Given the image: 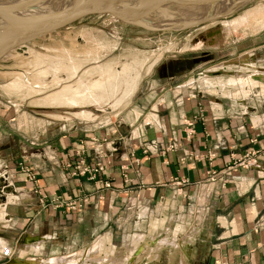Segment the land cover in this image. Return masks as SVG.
<instances>
[{"label": "crops", "instance_id": "obj_1", "mask_svg": "<svg viewBox=\"0 0 264 264\" xmlns=\"http://www.w3.org/2000/svg\"><path fill=\"white\" fill-rule=\"evenodd\" d=\"M166 78L151 77L145 91L143 79H136L128 93L92 90L82 97L74 87L48 97L44 105L0 109V139L6 129L17 132L7 134L17 139L22 153L15 163L32 162L37 169L36 184L28 183L14 172L11 159L0 156V166L9 169L0 183L8 193L3 221L14 244L22 246L13 259L115 264L112 258L121 264L118 256L138 257L167 241L172 244L164 246L167 264L170 257H179L177 264H264V100L257 104L254 95L238 99L181 85L170 89L160 85ZM10 91L7 96L13 98L25 90ZM32 94L24 97L41 96ZM96 151L104 158H97ZM79 152L86 166L108 163L96 181L70 174ZM34 189L49 198L69 201L86 195L88 200L79 213L42 209ZM127 208L133 210L135 245L117 252L109 244L114 225L123 231L124 249L132 240L121 220ZM101 232L103 253L100 244L74 248L80 236L87 245ZM149 251L138 264H156L158 250Z\"/></svg>", "mask_w": 264, "mask_h": 264}, {"label": "rangeland", "instance_id": "obj_2", "mask_svg": "<svg viewBox=\"0 0 264 264\" xmlns=\"http://www.w3.org/2000/svg\"><path fill=\"white\" fill-rule=\"evenodd\" d=\"M6 1L0 0V2ZM12 1L20 3L22 0ZM135 2L140 5V0H134V4ZM157 2L149 0L144 16L133 20L134 22H124L106 15L84 18L26 45V48L21 51L15 50L6 55L0 60V109L6 107L10 110L12 105L17 107L44 105L48 97L74 87H78L74 91H78L80 95L87 92L90 95L92 90L100 94L106 91H115L116 95L128 93L134 89L136 79H143L142 86L145 91L152 85L151 77L161 78L162 76H167L164 80L167 82L160 85L170 89L181 85L190 91L197 92L201 89L212 94L221 92L227 97H238V99H247L248 96L249 99H253L250 97L254 95V102L257 104L264 100V85L253 84L249 78L251 75L249 73L264 76V26H261L264 23V0H256L230 15L219 18L214 17L234 6L233 2L228 0H204V3L189 0L184 4L170 2V0ZM130 5H132L131 2H124L127 8H130ZM240 18L237 28L234 29L233 23ZM248 56L251 63L248 62L247 67L246 65L241 67L242 65L238 63L229 64L237 58ZM61 63L64 65L61 66ZM224 63L227 65L223 66L224 72L220 78L203 75L204 72L219 69ZM93 80L95 81L92 82ZM205 80L209 81L210 85H207ZM8 89L25 91L11 98L7 96L12 94ZM40 92L41 96L31 100L24 97ZM80 103L77 101L75 105ZM31 110L34 111V108ZM127 112H130V109ZM2 132L4 134L0 139V156L11 159L8 162L15 165L14 172L23 174L26 182L36 184L37 178L34 172L37 169L34 164L31 162L28 166L22 161L15 163L21 160L22 153L17 148L19 147L17 139L8 135L11 132L15 134L17 132L10 129ZM75 166L73 173H70L72 177H85L75 173ZM8 172L9 169L0 166L1 184L5 183L4 173ZM4 187L5 185L0 186V231L3 232L0 233L3 236L0 237L3 242L2 248L0 245V264L13 259L22 251V246H16L12 241L14 237L10 228L3 221L7 214L5 205L8 195ZM32 193L37 195L38 206L55 211L69 210L65 207L55 208L53 200L69 202L79 197L66 201L59 197L49 198L38 195L37 189H34ZM83 196L88 200L86 195ZM129 208L120 218L126 223L127 238L132 240L127 242L128 246L124 249L125 243L120 242L123 231H118L119 227L114 225L112 228L115 234L109 243L112 249H115L114 251H119L120 247L121 252L128 251L135 245L133 234L136 227L133 210L129 211ZM118 218V216L115 217V219ZM148 225L149 222L143 225V232H147ZM118 232L121 235H118L120 234ZM102 235V232L99 233L98 237L87 245L80 236L74 248L90 250L100 244V252L103 253ZM4 242L10 244V248ZM105 250L108 248L106 247ZM149 250L157 251L154 246H151L138 257L118 256L116 260L121 264H138L142 254L150 252ZM157 254L155 263L167 264L166 247H160ZM98 255L104 256V254ZM179 259V257H170V264H177Z\"/></svg>", "mask_w": 264, "mask_h": 264}, {"label": "water", "instance_id": "obj_3", "mask_svg": "<svg viewBox=\"0 0 264 264\" xmlns=\"http://www.w3.org/2000/svg\"><path fill=\"white\" fill-rule=\"evenodd\" d=\"M22 0L20 3L7 0L0 2V18L20 26L21 29L2 38L7 31L0 29V60L9 53L18 50L36 40L44 38L56 31L62 30L77 21L94 16H112L124 22L142 18L146 13L149 0ZM132 3L130 8L124 2ZM158 1V2H157ZM161 0H154L160 3ZM178 4L188 3L189 0H170ZM198 0V3H204ZM234 3L227 11L217 14L214 18L225 17L256 0H230ZM196 2V1H195ZM212 19V18H210ZM207 19V20H210ZM214 75H217L214 74Z\"/></svg>", "mask_w": 264, "mask_h": 264}, {"label": "built area", "instance_id": "obj_4", "mask_svg": "<svg viewBox=\"0 0 264 264\" xmlns=\"http://www.w3.org/2000/svg\"><path fill=\"white\" fill-rule=\"evenodd\" d=\"M170 149L174 148V145H170L169 146ZM82 152H79L77 154V156L80 158L79 161L76 163L75 166V173H78L79 176H85L87 178L88 181H96L98 178V175L100 173H103L105 171V167L106 165H108V163H96L94 165V167H89L86 166L83 162L82 158ZM96 156L99 159L104 158L103 154L101 151H96ZM246 166H249V164L246 163ZM249 167H253L252 165H250ZM214 174H211V177H213ZM103 187L106 189L110 188V185L108 182H103L102 183ZM87 199L81 195L79 196L77 199L69 201V202H63L60 200H53L52 203H54V207L55 208H63L65 207L67 210L71 211V212H80L82 210L83 205L86 203ZM7 253V252H6Z\"/></svg>", "mask_w": 264, "mask_h": 264}, {"label": "bare ground", "instance_id": "obj_5", "mask_svg": "<svg viewBox=\"0 0 264 264\" xmlns=\"http://www.w3.org/2000/svg\"><path fill=\"white\" fill-rule=\"evenodd\" d=\"M228 1H230V0H228ZM68 3H71V0H68ZM241 20V18L240 19H238L237 21H235L234 23H233V27H234V29L235 28H237V26H238V24H239V21ZM241 23V22H240ZM0 26L1 27H3V29H5V31H7V33H5V35H3L2 36V38H4V37H6V36H8V35H10V34H12V33H14L16 30H18V29H21L20 28V26H18L17 24H14V23H12V22H8L6 19H4V18H0ZM261 26H264V23H263V25H261ZM26 48V46H23V47H21V48H19L18 50H23V49H25ZM18 50H16V51H18ZM247 60H249L248 58H245V57H241V58H237L236 60H234V61H231L229 64H239V65H246L247 63H248V61ZM245 67H247V65L245 66ZM223 70L222 69H219V70H215V71H208L207 73L205 72L203 75H206V76H219V75H222L223 74ZM217 73V75H214V74H216ZM249 74H251V75H249V78L252 80V81H256V82H258V83H261V84H263L264 85V76H258V74H254V75H252L253 73H249ZM110 80V79H109ZM21 83H22V81H20ZM108 83V82H107ZM14 85V84H13ZM18 86V85H17ZM21 86H23V85H21ZM104 86V85H103ZM102 86V87H103ZM98 87H100V86H98ZM20 89V88H19ZM68 103L69 104H73V105H75L76 104V102L75 101H73L72 100V102L70 103L69 102V100H68ZM2 243L0 242V245H1ZM170 245V247H172V244L171 243H169V242H167V241H161V242H159V244L158 245H161V246H167V245ZM156 245V244H155ZM155 247V246H154ZM160 247V246H159ZM153 248V247H152ZM94 249V248H93ZM134 249H136V248H134ZM142 249H144V248H142ZM147 249V248H146ZM130 250V249H129ZM132 251H133V249H131ZM158 250V249H157ZM135 251V250H134ZM129 252V251H128ZM142 252V251H141ZM144 252V251H143ZM96 253V252H95ZM132 255V254H131ZM114 256V255H113ZM112 256V257H113ZM116 256V255H115ZM96 257V256H95ZM136 257V256H135ZM61 259V258H60ZM59 259V260H60ZM71 259V258H70ZM59 260H57V261H59ZM110 260V259H109ZM108 260V261H109ZM55 261V260H54ZM53 261V262H54ZM65 261H67V260H65ZM95 261V260H94ZM111 261L112 262H114L115 264H118V262H116L115 260H113L112 258H111ZM46 262V261H45ZM50 262V261H49ZM56 262V261H55ZM54 262V263H55ZM33 263V262H32ZM30 261H25V262H20V261H18V260H16V259H10L9 261H7L6 263H4V264H32ZM44 263V262H43ZM50 263H52V262H50ZM53 263V264H54ZM83 263V262H82ZM94 263V262H93ZM100 263V262H99ZM98 263V264H99ZM62 264H63V262H62ZM111 264V263H110ZM182 264V263H181Z\"/></svg>", "mask_w": 264, "mask_h": 264}]
</instances>
